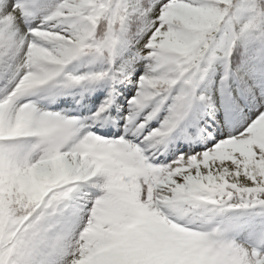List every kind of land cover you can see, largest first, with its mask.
I'll return each mask as SVG.
<instances>
[{"label": "snow or ice", "instance_id": "6c2138e0", "mask_svg": "<svg viewBox=\"0 0 264 264\" xmlns=\"http://www.w3.org/2000/svg\"><path fill=\"white\" fill-rule=\"evenodd\" d=\"M24 12L19 0H0V75L17 77L0 99V264H264V219L216 220L250 209L264 218V102L243 131L167 165L150 163L123 137L79 136L75 118L16 104L81 54L111 63L118 33L139 22L148 35L136 56L151 67L129 103L143 108L155 99L151 118L171 100L144 137L161 143L193 104L210 102L200 88L217 63L223 88L237 81L255 100V85L232 68L231 53L251 38L264 46V0H59L43 26L22 33L16 20ZM57 22L67 28L52 30ZM39 41L57 43L58 52ZM164 208L181 217L203 211L194 230L191 219L180 226L165 218ZM241 231L244 242L234 238Z\"/></svg>", "mask_w": 264, "mask_h": 264}, {"label": "trees", "instance_id": "16d2710c", "mask_svg": "<svg viewBox=\"0 0 264 264\" xmlns=\"http://www.w3.org/2000/svg\"><path fill=\"white\" fill-rule=\"evenodd\" d=\"M49 1L50 0H44V2L41 5V8H43L44 4L48 3ZM47 10L43 12V15L49 12ZM55 26L60 27V26H65V25L57 22ZM141 29H142V26L139 24V22H132L130 26L127 25L123 30H121L118 33V35L125 36L124 39H130V38L135 39V41H139L138 44H140L146 39L148 35L147 32H144ZM252 43H253L252 38L245 40V41L237 42V44L235 45L231 53L232 68L244 69L245 71L248 72L249 79L251 78L249 74V59L253 51L252 45H251ZM135 46H136V43H134L133 49L135 48ZM125 47H128V46L125 45ZM136 49H137V46H136ZM132 52L133 50L131 51V53ZM119 53H122L123 55L122 57L117 56V62L115 63V71L117 72L118 69H121V68L123 69L122 74H119L118 72L117 73L119 76L122 77L121 81L123 82L124 86L127 88L129 86L135 85L138 80V77H141L142 75L147 74V68L143 67L142 65L138 66V68H133L132 66L125 64V62L127 61L126 57L129 55H124L125 52H124V46L122 42H120V45H119ZM223 69H224L223 64L221 63L215 64L213 69L209 72L207 79L205 80L206 87L200 90L204 92L206 95H208L209 97H211V100L210 102H207V105H208V108H211L210 110L212 111L211 112L212 114L218 113L219 108H220V104L217 99L216 85L218 83L219 76L221 77V73ZM117 93H123V92L121 89H118ZM116 107L120 109L119 104H117Z\"/></svg>", "mask_w": 264, "mask_h": 264}, {"label": "rangeland", "instance_id": "374dc122", "mask_svg": "<svg viewBox=\"0 0 264 264\" xmlns=\"http://www.w3.org/2000/svg\"><path fill=\"white\" fill-rule=\"evenodd\" d=\"M10 2H11V1H10ZM37 26H43L42 23H40V22L38 21V19H37V20L28 21L26 24H24L23 26H21L19 29H20V31H21L22 33H24V32H27V30H28L29 28H33V27H37ZM38 43H40L42 46H47V47H48L51 51H53L54 53L58 52V50H59V45H58L57 43H55V42H50V41H39ZM76 59H79V56H78L77 58L73 59L72 61H74V60L76 61ZM48 81H49V80H48ZM48 81H47V82H48ZM15 82H16V79L14 80L13 84H11V85L9 86V88H8L6 91H5V90L2 91V97H1V98H4V97L7 95V93H8L9 91H11V88L14 87ZM262 102H264V92L262 93V95H261V97H260V100H259V103H260V104H261ZM16 104L18 105V104H25V103H23V101H20L19 98H18V100L16 101ZM259 110H260V105L258 106V108H257L256 111H255V113H256L255 118H256V116H257ZM255 118H254V119H255ZM100 121H103L104 124L107 125L109 129H116L115 131L118 132V134H117L114 138H105V139L112 140V139H118V138H120V137H123L126 141H129L130 143H132V144L138 146V141L135 140V138L133 137L135 133H133V135H129V132H128V131H126V132H124V131L121 132L120 130H118V129L116 128V126H115V124H114L113 122H111V121H109V120H107V119H105V118H103V117H100ZM212 125H214V127H215L216 129H220V126H221V129H224V124L222 125V121H220L219 124L216 123V122H214V121H212ZM245 127H246V126H245ZM245 127H244L243 125H240V126H239L238 123L233 124V125H232V128H231V130H232V134H230V135H235V134H237L238 132L243 131ZM219 132H220V131H219ZM86 133H90V132H88V130L86 129V127H84V128H80V130H79V132H78L77 134H78L79 136H82L83 134H86ZM92 134H94V133H92ZM94 135H96V134H94ZM97 136H99V135H97ZM226 136L228 137L229 134L226 135ZM149 142H151V141H149ZM192 154H194V152H186V153H185V155H192ZM179 156H180V155L173 157L172 160H170L169 162L165 163L164 165H167L168 163H170L171 161L175 160V159H176L177 157H179ZM251 210H252V209H251ZM160 211H162V212H164V211L169 212V209H168V208H164V209H160ZM165 218H166V217H165ZM167 219H170V218H167ZM170 220L173 222L172 219H170ZM173 223H174V222H173ZM179 225H180V224H179ZM180 226H181V225H180ZM247 235H248V233H247L246 231L241 232V233H240V236H239V241H240V242H244V241L246 240V238H247Z\"/></svg>", "mask_w": 264, "mask_h": 264}]
</instances>
